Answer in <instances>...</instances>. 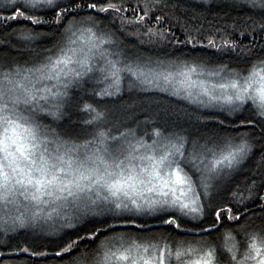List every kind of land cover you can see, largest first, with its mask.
Listing matches in <instances>:
<instances>
[{
    "label": "snow or ice",
    "instance_id": "snow-or-ice-1",
    "mask_svg": "<svg viewBox=\"0 0 264 264\" xmlns=\"http://www.w3.org/2000/svg\"><path fill=\"white\" fill-rule=\"evenodd\" d=\"M125 86L195 130L113 124ZM0 245V264H264V0H0Z\"/></svg>",
    "mask_w": 264,
    "mask_h": 264
},
{
    "label": "trees",
    "instance_id": "trees-1",
    "mask_svg": "<svg viewBox=\"0 0 264 264\" xmlns=\"http://www.w3.org/2000/svg\"><path fill=\"white\" fill-rule=\"evenodd\" d=\"M233 16L236 15L235 12L232 13ZM209 20L215 24L217 21L212 17H208ZM222 23V22H221ZM208 25L205 22V28ZM176 36L183 38V34L179 28H174ZM126 43L134 51L138 50L143 55H150L153 57L161 56L163 57L165 53H172L175 48L169 44L163 45H144L141 46L134 40V38H126ZM247 43V41H245ZM191 49V45H188L184 50L188 51ZM209 54L212 50H208ZM220 54L213 56V59L219 57ZM224 59L227 61V57ZM95 98L90 95L81 92L79 96L75 98L74 105L80 102H92ZM107 108L110 110L109 121L113 124L117 122H126L128 124H133L134 120L143 121L145 116L151 117L156 120V122L162 126L169 127L179 125L189 131H194L197 122L190 121L183 114L185 108L191 111V106L186 105L184 101H177L175 98L167 96L163 93H142L136 90L128 91L125 86V92L122 97L116 102L108 103ZM126 109V111H125ZM84 115L77 111L76 107L73 106L70 109V116L66 117L65 121H61V125L64 129L69 128L71 125H77L76 131H80L79 121L81 116ZM17 239H27L29 243H32V239L28 236H19ZM42 242V241H40ZM2 249V245H0ZM3 264H22L21 260L16 258H3Z\"/></svg>",
    "mask_w": 264,
    "mask_h": 264
}]
</instances>
